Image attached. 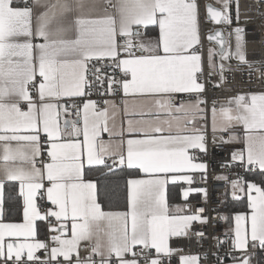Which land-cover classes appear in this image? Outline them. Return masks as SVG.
Returning <instances> with one entry per match:
<instances>
[{
    "label": "snow or ice",
    "instance_id": "obj_1",
    "mask_svg": "<svg viewBox=\"0 0 264 264\" xmlns=\"http://www.w3.org/2000/svg\"><path fill=\"white\" fill-rule=\"evenodd\" d=\"M22 3L0 0V215L5 186L14 182L24 218L22 224L0 222V264H60L58 257L64 264H139L141 256L146 264H163L174 252L171 237L188 236L194 223L208 222L205 208L185 213L190 205L170 208L167 199L170 183L188 185L180 191L185 201L193 193L205 202L208 196L206 188L192 187L193 173H201V182H207L208 165L194 153L206 155L209 146L201 124L207 101L200 82L204 58L197 50V0ZM259 3L264 6V0ZM206 12L215 23L231 24L230 0H222L221 9L207 5ZM149 26H158L157 39H143ZM233 33L234 50L220 32L208 37L218 46L207 53L209 77H219L217 87L232 70L226 62L236 60L237 67L247 66L250 72L258 63L246 58L244 29L236 27ZM93 92L100 97L122 93L126 127L117 124V103L93 100ZM73 109L75 118H67ZM239 126L242 136L232 131ZM211 131L213 145L242 141L243 149L231 153L232 162H240L247 171L258 169L264 177V93L237 95L219 107L214 101ZM101 133H108L109 139H101ZM217 133L229 135L225 139ZM42 134L48 161L38 166L45 150ZM85 165L109 173L126 167L140 174L126 181V211L102 208L97 185L84 180ZM216 179L230 183L236 200L246 185L250 213L235 215L225 257L231 264H251L252 256L245 254L249 247L264 252V187L243 178ZM38 194H46L54 206L44 214ZM38 221H47L50 233H58L50 236L55 245L50 250L36 239ZM68 222L71 235L62 238ZM6 236L17 242L6 244ZM202 237L199 233L198 239ZM223 244L217 238V247ZM82 246L91 247L87 257L81 256ZM40 249L45 250L44 260L36 255ZM152 250L156 255L149 258ZM213 255L216 264H225L224 257ZM199 261L198 255L180 258V264Z\"/></svg>",
    "mask_w": 264,
    "mask_h": 264
},
{
    "label": "built area",
    "instance_id": "obj_2",
    "mask_svg": "<svg viewBox=\"0 0 264 264\" xmlns=\"http://www.w3.org/2000/svg\"><path fill=\"white\" fill-rule=\"evenodd\" d=\"M199 6V33L201 37V43L197 46V50L204 54L205 47L207 43V34L215 28V25L209 21L206 17L205 3L204 0H197ZM235 4L234 18L231 19V24L221 23V28L225 35V42L228 39L231 42L232 30L236 27L244 29V40H245V52L246 58L254 63L253 69L249 70L247 66H235L231 67L232 70L225 73L226 80L220 84V86H215L219 83V77L213 74L209 77V69L203 65L204 74L200 78V81L205 85V91L202 94L203 98L207 101L206 111L211 109L213 102L215 101L217 107L237 95H248L254 93L264 92V6H261L259 0H233ZM239 5V19L236 18V6ZM145 31V29H141ZM147 32V31H146ZM147 35V34H146ZM145 35V36H146ZM119 78V76H117ZM122 93H118L115 96H105L100 97L95 92H93L90 97L93 100L102 99H114L118 104H122ZM76 103H80V98H74ZM72 103V100L68 101ZM69 119L75 118V110L73 109V115L68 117ZM225 139L228 138L227 133L222 134ZM209 141V140H208ZM45 138L42 137V145L45 146ZM242 146L235 143L230 144H218L213 145L209 141L208 153L202 154L198 151L194 154L199 157L200 161L207 163V182L203 183L200 180L202 174L193 175L192 187H203L207 189L208 196L207 202H205L201 194L198 199H193L191 201H186L185 204L190 205V209H185L187 212L196 213L200 208H205L206 211L203 215L208 217V222L206 224L194 223L192 229L188 236L181 237H171L169 241V246L174 251H179L180 255H198L200 257L199 264H216V256L214 253L218 254L224 259L225 252L230 248L231 235L225 233L226 219H221V216H225L226 210V199L227 191L230 187V183L223 180H217L216 177L220 175L227 176L229 181L236 180L237 178H243L244 181L247 180L249 175L259 173L256 169L255 172L247 171L244 167H241L240 163H234L231 160V153L235 149H240ZM45 149V147H44ZM45 152V150H44ZM44 156V153H43ZM43 156L40 161H38V166L43 162ZM225 165H231L230 167H225ZM183 187H188V185H183ZM261 187H264V177L261 176ZM40 208L46 212L49 205L44 201H40ZM52 224L56 225L54 219L50 218ZM46 223L47 238L45 243L49 245V248L53 245L50 236L48 222ZM203 233V237L198 239V234ZM217 238L224 241V244L217 247ZM91 250L90 246H82L80 249L81 256L84 253H89ZM135 251L140 252L141 248L138 246ZM261 251L256 249L251 252L252 261L251 264H256L257 255ZM232 255L239 256L238 252H233ZM207 256L205 259L204 257ZM178 254L173 252L171 257H165L163 259L164 264H177ZM40 258V257H39ZM131 259V255L128 256ZM45 258H40L44 260ZM75 259V258H73ZM115 259V258H113ZM60 264H64L63 258H58ZM139 261L145 260L143 256L138 257ZM38 264V262H37ZM52 264H56L55 261Z\"/></svg>",
    "mask_w": 264,
    "mask_h": 264
},
{
    "label": "crops",
    "instance_id": "obj_3",
    "mask_svg": "<svg viewBox=\"0 0 264 264\" xmlns=\"http://www.w3.org/2000/svg\"><path fill=\"white\" fill-rule=\"evenodd\" d=\"M14 2H15V4L17 6H23L22 0H14ZM207 2H211L213 5H216V6L220 7V8H222L220 6L221 0H204V3H207ZM232 3H233V0H232ZM146 31H147V35L144 36L143 39L149 40V39H157L158 38V34H159L158 26H149ZM230 45H231V42H230ZM204 47H205V52L203 54V58H204V64L203 65H205V67L208 68L207 67V61H206L207 60L206 46H204ZM230 48H231V46H230ZM262 93H264V92H262ZM109 100L115 101L112 98H109ZM63 102L64 101L62 100L61 103H63ZM117 105L120 108L119 114H118V116L116 118L117 119V124H118L119 127H126V124L124 123L125 117L123 115V107H122V104H118L117 103ZM98 106L100 108H103V104H100ZM109 123L111 124V121ZM201 124L206 127L207 138H208L209 141H211L212 140V135H213L212 134V131H211V109L208 110V111H206L205 120L204 121H201ZM232 131H234L235 133H237L238 135H241V136L243 135V132H244L242 126L236 127ZM222 134L223 133H217L216 135L219 137ZM227 134L229 135V133H227ZM42 137H43V134H42ZM81 139H82V137H81ZM101 139L107 141L109 139L108 133H101ZM117 139H119V138H117ZM45 141H46V138H45ZM235 144H239L242 147L240 149L239 148L238 149H235L234 151L242 150L243 147H244L242 141L241 142H236ZM44 147H45V152H44V156H43V162H46V161H48L47 152H46V148H47L46 142H45V146ZM108 163L109 164H112V161L109 160ZM234 163H240V162H234ZM86 167H89V166L85 165L84 170H85ZM92 167H95V166H92ZM195 174H201V173H193V175H195ZM84 180L85 181H89L90 180V181H92V182H94L96 184V182L94 180L87 179L85 177H84ZM246 182H255V183H257V184H259L261 186V183L255 181L253 179H247ZM10 183H14V182H10ZM46 183L47 182H45V184ZM14 184H16V187H17V190H18V184L17 183H14ZM182 186L183 185H181L179 183H177V184H171L170 183V184L167 185V199H168V203H169L170 208L173 207V206H175V205H179L181 207H183L185 205V202L186 201L183 200L182 197H181V195H180V191H181V187ZM232 191L233 190H232L231 185H230V187H229V189L227 191V195L224 198V199H226V201L233 199V197H232ZM195 196L196 195L193 193L192 195H190V197H189V199L187 201H191L192 199H194ZM241 198H244V200H245L246 209L245 210H237V211H234V213H232L230 215V219L227 221L226 226H225V233L228 234V235H231V236L234 235V233H233L232 230L235 228V220H234L235 215L238 214V213H245V214L250 213V209L247 206L246 185H245V193H240V199ZM41 200L44 201L45 203H47L49 205V208H53L54 207V206L51 205V203L49 201H47L46 194L43 197H41L38 194V196H37V204L39 206V210L41 211V214H44L45 213L40 208L39 202ZM21 204H22L21 219L19 221H6L4 219V213L2 212V215H0V222H2V223L22 224L24 222V218H23V200H22V198H21ZM126 210H127V208L125 210H116V211H126ZM105 211H107V210H105ZM185 213H188V212L185 210ZM225 216L227 217L226 213H225ZM52 219L55 220V218H52ZM56 224H57V222H56ZM56 234H58V233L53 232V235H56ZM60 234L62 235V238H64V237H70V235H71V224H70V222L67 223V231L65 233H60ZM189 234H190V232H189ZM46 238H47L46 223H45V221H38L37 222V236H36V239L45 242ZM22 239L23 238H20V240H22ZM169 241H170V239H169ZM8 242H17V241H16V238H14V237H7L6 236L5 237V243L7 244ZM53 246H55V245L53 244L51 247H53ZM50 248H49V250H50ZM256 249H259V248L249 247L248 250H247V253H245V254H250L251 255V252L254 251V250H256ZM174 252L178 254L177 264H180V258H181V256H185V255H180L179 254V251H174ZM238 254H239V256L241 255V253H239V252H238ZM36 255L38 257L42 258V259L45 258V250H43V249L38 250L37 253H36ZM87 255H88V253H84L83 254L84 257H87ZM155 255H156L155 254V251L152 250L151 256L149 258H154ZM58 258H62V257H58ZM97 259H99V258H97ZM139 264H146V261L145 260L139 261ZM225 264H231V260L225 261Z\"/></svg>",
    "mask_w": 264,
    "mask_h": 264
},
{
    "label": "trees",
    "instance_id": "obj_4",
    "mask_svg": "<svg viewBox=\"0 0 264 264\" xmlns=\"http://www.w3.org/2000/svg\"><path fill=\"white\" fill-rule=\"evenodd\" d=\"M235 4H230V16L234 18ZM139 173L136 170H129L126 167L121 169L117 167L113 173H109L106 168L95 166L86 167L84 177L94 180L97 185V200L102 208L107 211L125 210L127 208V188L126 181L129 178L137 177ZM247 179H253L261 183V176L257 174L249 175ZM194 199L200 195L194 193ZM193 200V199H192ZM21 198L19 196L16 184L8 183L5 186V200L3 205L4 219L6 221H19L21 219ZM246 204L244 198L239 200L232 199L226 201L225 213L226 223L230 215L237 210H245ZM230 260L226 258L225 261ZM264 264V252L259 251L256 264Z\"/></svg>",
    "mask_w": 264,
    "mask_h": 264
},
{
    "label": "rangeland",
    "instance_id": "obj_5",
    "mask_svg": "<svg viewBox=\"0 0 264 264\" xmlns=\"http://www.w3.org/2000/svg\"><path fill=\"white\" fill-rule=\"evenodd\" d=\"M232 0H230V4H231ZM220 6L222 7V0H221V4ZM244 35V34H243ZM226 45L228 47L231 46V49L234 50V46H235V38H234V33H233V30H232V34H231V45H230V42H229V34H228V39H227V42H226ZM230 45V46H229ZM209 48H213L215 49L216 46L213 44V43H210V42H207L206 43V55L208 53V49ZM207 61V60H206ZM226 63H230L231 64V67L235 66V64H237V61L236 60H231L230 62H226ZM207 67H208V62H207ZM209 68V67H208Z\"/></svg>",
    "mask_w": 264,
    "mask_h": 264
},
{
    "label": "water",
    "instance_id": "obj_6",
    "mask_svg": "<svg viewBox=\"0 0 264 264\" xmlns=\"http://www.w3.org/2000/svg\"><path fill=\"white\" fill-rule=\"evenodd\" d=\"M207 5H212L214 8H216V9H221L220 7H218V6H216V5H213L211 2H207V3H205V12H206V6ZM206 17H207V12H206ZM209 21H211L209 18H207ZM214 25H215V28L212 30V31H210L208 34H207V36H206V38H207V41L208 42H210V43H213L216 47H218L217 45H216V43H215V41H209V39H208V37H209V35L210 34H214L215 32H220L221 34H222V36H223V38H224V40H225V35H224V32H223V30H222V28H221V23H215V22H213V21H211Z\"/></svg>",
    "mask_w": 264,
    "mask_h": 264
}]
</instances>
